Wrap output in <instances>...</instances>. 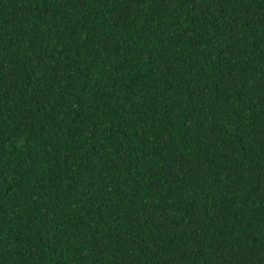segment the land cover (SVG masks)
I'll list each match as a JSON object with an SVG mask.
<instances>
[{"label":"trees","instance_id":"trees-1","mask_svg":"<svg viewBox=\"0 0 264 264\" xmlns=\"http://www.w3.org/2000/svg\"><path fill=\"white\" fill-rule=\"evenodd\" d=\"M0 264H264V0H0Z\"/></svg>","mask_w":264,"mask_h":264}]
</instances>
